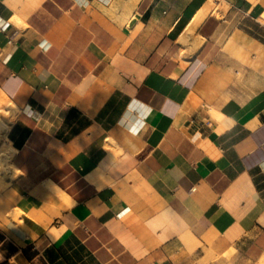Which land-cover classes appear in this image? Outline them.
Listing matches in <instances>:
<instances>
[{"label": "crops", "instance_id": "crops-1", "mask_svg": "<svg viewBox=\"0 0 264 264\" xmlns=\"http://www.w3.org/2000/svg\"><path fill=\"white\" fill-rule=\"evenodd\" d=\"M0 114V264H264V0H0Z\"/></svg>", "mask_w": 264, "mask_h": 264}, {"label": "rangeland", "instance_id": "rangeland-1", "mask_svg": "<svg viewBox=\"0 0 264 264\" xmlns=\"http://www.w3.org/2000/svg\"><path fill=\"white\" fill-rule=\"evenodd\" d=\"M14 115L13 111H9L10 118H13ZM9 160L10 159H7L2 165H0V184H6L15 178V172L7 165Z\"/></svg>", "mask_w": 264, "mask_h": 264}, {"label": "built area", "instance_id": "built-area-1", "mask_svg": "<svg viewBox=\"0 0 264 264\" xmlns=\"http://www.w3.org/2000/svg\"><path fill=\"white\" fill-rule=\"evenodd\" d=\"M40 45H41V48H42L43 50H48V49L50 48V44L47 43L45 40H43V41L40 43ZM209 124H210V123H209Z\"/></svg>", "mask_w": 264, "mask_h": 264}, {"label": "bare ground", "instance_id": "bare-ground-1", "mask_svg": "<svg viewBox=\"0 0 264 264\" xmlns=\"http://www.w3.org/2000/svg\"><path fill=\"white\" fill-rule=\"evenodd\" d=\"M6 153H7V152H6ZM6 153H4V154L1 156L3 160H7V159H8Z\"/></svg>", "mask_w": 264, "mask_h": 264}]
</instances>
